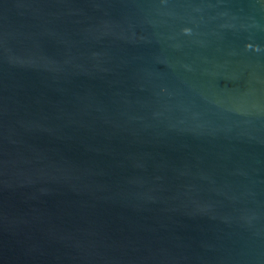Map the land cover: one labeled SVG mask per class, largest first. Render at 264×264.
Instances as JSON below:
<instances>
[{
  "label": "water",
  "instance_id": "95a60500",
  "mask_svg": "<svg viewBox=\"0 0 264 264\" xmlns=\"http://www.w3.org/2000/svg\"><path fill=\"white\" fill-rule=\"evenodd\" d=\"M0 264H264V0H0Z\"/></svg>",
  "mask_w": 264,
  "mask_h": 264
}]
</instances>
